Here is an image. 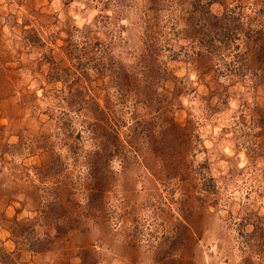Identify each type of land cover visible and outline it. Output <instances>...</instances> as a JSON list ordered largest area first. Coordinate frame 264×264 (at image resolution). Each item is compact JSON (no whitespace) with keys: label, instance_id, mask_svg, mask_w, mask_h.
Segmentation results:
<instances>
[{"label":"rangeland","instance_id":"obj_1","mask_svg":"<svg viewBox=\"0 0 264 264\" xmlns=\"http://www.w3.org/2000/svg\"><path fill=\"white\" fill-rule=\"evenodd\" d=\"M0 264H264V0H0Z\"/></svg>","mask_w":264,"mask_h":264}]
</instances>
